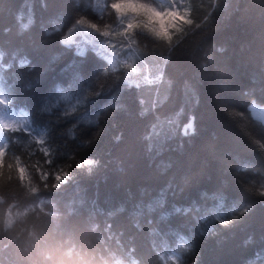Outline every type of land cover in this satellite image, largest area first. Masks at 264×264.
Returning a JSON list of instances; mask_svg holds the SVG:
<instances>
[{
    "label": "trees",
    "instance_id": "trees-1",
    "mask_svg": "<svg viewBox=\"0 0 264 264\" xmlns=\"http://www.w3.org/2000/svg\"><path fill=\"white\" fill-rule=\"evenodd\" d=\"M184 1L167 43L132 33L129 74L63 40L95 0H0L1 111L24 119L0 127V264H264V0Z\"/></svg>",
    "mask_w": 264,
    "mask_h": 264
},
{
    "label": "clouds",
    "instance_id": "clouds-1",
    "mask_svg": "<svg viewBox=\"0 0 264 264\" xmlns=\"http://www.w3.org/2000/svg\"><path fill=\"white\" fill-rule=\"evenodd\" d=\"M111 10L115 13L116 20L119 24L123 25V29L119 34L134 33L136 30H141L147 32L153 38L162 40L167 43L173 36L181 32L182 23L191 21H185L186 16L188 15L187 10H184L183 15L181 14V9L177 7L175 0H172L171 6L162 5L160 3L154 2V0H112L110 3ZM116 33H107L101 32V35H109ZM11 103V99L4 93L3 89H0V106L7 107ZM0 127L5 131L18 132L21 130L20 125L15 121H7L0 119ZM38 142L40 144L44 143L43 138H39ZM45 155H48L46 149ZM8 155V144L4 143L0 145V170L5 166L6 157ZM47 163L51 164V160H48ZM97 163V161L92 159H86L82 163L77 162L76 167H82L83 165H92ZM15 166L19 173V178L21 183H27L31 185L30 191L32 193H37L40 191L39 187L35 184H32V178L28 171L26 165L23 164L19 156L15 157ZM8 169L13 168L11 162L7 163ZM71 166L69 165V168ZM39 172V169H37ZM54 177L52 188H60L62 183H67L70 173L68 170L57 171L52 174ZM49 179V174L45 172L40 175L41 181H47ZM49 185L44 184V188L47 189ZM3 197H0L2 199ZM15 207V204L9 205L8 209L5 212V227L11 228L15 222L12 219L16 215H24L28 210L25 209L24 213H13L12 209ZM251 205H249V208ZM248 211V209H247ZM68 257H71V251L66 254ZM175 260V257L172 258ZM63 264V262H61ZM176 264H180V261H176ZM194 264V262H193Z\"/></svg>",
    "mask_w": 264,
    "mask_h": 264
},
{
    "label": "rangeland",
    "instance_id": "rangeland-1",
    "mask_svg": "<svg viewBox=\"0 0 264 264\" xmlns=\"http://www.w3.org/2000/svg\"><path fill=\"white\" fill-rule=\"evenodd\" d=\"M111 2L112 0H95L94 7L99 16L85 14L78 18L66 29L63 34V40L73 44L81 52H85L87 49H95L108 59L113 69H124L127 73L131 74L133 71H139L136 57L139 54L137 47L140 46V43H136V39L132 36L131 32L119 34L123 29V25L117 22L116 17L106 13L111 10ZM154 2L168 6L172 4V0H154ZM175 3L181 9V14L183 15L184 10H187L185 1L175 0ZM81 19H84L85 23H80L79 21ZM101 32L116 34L101 35ZM254 102L252 104L253 115L264 121V102L257 100ZM0 119L15 121L17 124L22 123L24 120L22 116H13L4 113L1 111V106ZM193 123L194 117L191 116L185 125V130H192ZM189 125L191 127H188Z\"/></svg>",
    "mask_w": 264,
    "mask_h": 264
},
{
    "label": "snow or ice",
    "instance_id": "snow-or-ice-1",
    "mask_svg": "<svg viewBox=\"0 0 264 264\" xmlns=\"http://www.w3.org/2000/svg\"><path fill=\"white\" fill-rule=\"evenodd\" d=\"M79 22L80 23H85V20L84 19H81ZM93 26L96 27V25H94V24H93ZM188 127H191V125H189ZM260 195H264V192H261ZM244 211L246 212L247 211V208H245ZM220 222L221 223H224V224L229 223L228 221H225V220H221Z\"/></svg>",
    "mask_w": 264,
    "mask_h": 264
},
{
    "label": "bare ground",
    "instance_id": "bare-ground-1",
    "mask_svg": "<svg viewBox=\"0 0 264 264\" xmlns=\"http://www.w3.org/2000/svg\"><path fill=\"white\" fill-rule=\"evenodd\" d=\"M254 103H256V102H254Z\"/></svg>",
    "mask_w": 264,
    "mask_h": 264
}]
</instances>
